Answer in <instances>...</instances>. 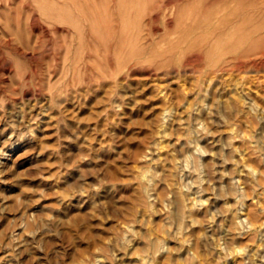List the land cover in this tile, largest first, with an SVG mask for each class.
<instances>
[{"label": "rangeland", "instance_id": "rangeland-1", "mask_svg": "<svg viewBox=\"0 0 264 264\" xmlns=\"http://www.w3.org/2000/svg\"><path fill=\"white\" fill-rule=\"evenodd\" d=\"M0 1V264H264V0Z\"/></svg>", "mask_w": 264, "mask_h": 264}, {"label": "bare ground", "instance_id": "bare-ground-1", "mask_svg": "<svg viewBox=\"0 0 264 264\" xmlns=\"http://www.w3.org/2000/svg\"><path fill=\"white\" fill-rule=\"evenodd\" d=\"M11 0H7V4L9 5V2H10ZM33 1H35V0H33ZM38 1V0H37ZM40 2H41V0H39ZM49 0H42V2H41V6H44V5H42V3L44 4H50V6L48 5H45V6H47V7H52V9H55V8H57V7H61L62 8V6H59L60 4H62V2H61V0H52L51 2H48ZM63 1V0H62ZM69 1V0H68ZM83 1V0H82ZM85 1V0H84ZM163 1V0H162ZM161 1V2H162ZM170 1V0H169ZM183 1V0H182ZM182 1L181 0H172V1H170L169 2V4H175L176 6H179V7H181V6H183V4H182ZM250 1V0H249ZM263 1V0H262ZM1 2V1H0ZM91 2V1H90ZM99 2V1H98ZM101 2V1H100ZM180 2V3H179ZM184 2V1H183ZM248 2V1H247ZM258 2H261V0L260 1H258ZM11 3V2H10ZM13 3V2H12ZM32 3V0H31V2H30V4ZM39 3V2H38ZM38 3H37V5H38ZM65 3V2H64ZM70 3V5H72V3L71 2H69ZM92 3V2H91ZM165 3V2H164ZM245 3V2H244ZM3 4V3H2ZM14 4V3H13ZM25 4V3H24ZM33 4H35L36 5V3L34 2ZM66 4L67 3H65V5H63V6H66ZM246 4V3H245ZM257 4V3H256ZM11 5V4H10ZM23 5V4H22ZM27 5H29V4H27ZM35 5H34V9L36 8L35 7ZM36 5V6H37ZM68 5V4H67ZM166 5H168L167 3H166ZM175 5H174V7H175ZM247 5V4H246ZM33 6V5H32ZM79 6V5H78ZM93 6H95V5H93ZM102 6H104V5H102ZM126 6V4H124V7ZM162 6H164V4L162 5ZM169 6V5H168ZM250 6V5H249ZM248 6V7H249ZM26 7V6H25ZM38 7V6H37ZM46 7V8H47ZM70 7V6H69ZM83 7V6H82ZM81 7V8H82ZM251 7V6H250ZM253 7V6H252ZM22 8H24V7H22ZM32 8V7H31ZM41 8V7H40ZM44 8V7H43ZM42 8V9H43ZM45 8V9H46ZM68 8V7H67ZM66 8V9H67ZM74 8V7H73ZM173 8V7H172ZM242 7H239V9H237V10H239V12L241 11L240 9H241ZM256 7H254V8H251V9H255ZM259 9H258V11H256V12H250V11H247V10H245V11H241V13H239V12H236L235 10V12L233 11V12H231L230 14L228 13V11H227V9H226V11H227V13H228V15L229 16H227L226 14L227 13H225L224 15H221V16H216V18H213V17H209L208 19L211 21L210 22V24L208 25V28H210V29H212V30H214V33H215V35H214V37H213V43H220V42H222L224 39H226V35H228V36H230V39H234L235 40V46H237V47H235V51H234V49H233V51L237 54V57H235L234 56V58L233 59H231L233 62H239V67L241 68V69H244V67H247V63H250V66L251 67H257L258 66V63H257V58H260V60L261 59H264V35H261V33H260V35L261 36H259L258 37V40L257 39H255V40H253L254 39V37H255V33L258 31V28L259 27H262L260 24H257L256 22H258V21H262V23H264V2H263V4H262V2H261V4H260V7H258ZM50 9V8H49ZM71 9H72V6H71ZM33 10V9H32ZM38 10H39V8H38ZM44 10V9H43ZM61 10V9H60ZM62 10H63V8H62ZM65 10V9H64ZM69 10V9H68ZM220 10V9H219ZM40 11H42V10H40ZM48 11H50V10H48ZM56 11H57V9H56ZM59 11V10H58ZM225 11V12H226ZM255 11V10H254ZM32 12V11H31ZM36 12V11H35ZM45 12H46V10H45ZM53 12H55V10H53ZM62 12V11H61ZM64 12V11H63ZM62 12V13H63ZM230 12V11H229ZM51 13H52V11H51ZM59 13H60V11H59ZM59 13H57V15L59 14ZM220 13V12H219ZM218 13V11L215 13L216 15L217 14H219ZM33 14V13H32ZM36 14V13H35ZM45 14V13H44ZM61 14V13H60ZM213 14V13H212ZM221 14V13H220ZM231 14H232V16H231ZM7 15V14H6ZM211 15V14H210ZM48 16H51L50 15V13L48 14ZM59 16H61V15H59ZM228 18H227V17ZM34 17H35V15H34ZM55 17H57V16H55ZM230 17H232L231 19L232 20H230ZM60 18V17H59ZM58 19V18H57ZM0 20H9V16H1L0 15ZM39 20V19H38ZM59 20V19H58ZM36 21V20H35ZM35 21H33V22H35ZM2 22V21H1ZM31 22V21H30ZM3 23V22H2ZM32 23V22H31ZM35 23H37V22H35ZM232 25V26H231ZM229 26V27H228ZM233 29H232V28ZM242 28H246V29H248L249 28V32L247 31V33L246 34H241V35H239V37H237L236 35H235V31H237V30H239V29H242ZM246 29H243L244 31L243 32H245V30ZM190 30H192V29H190ZM262 31V30H261ZM260 31V32H261ZM264 31H262V33H263ZM258 36V35H257ZM257 38V37H256ZM227 39H228V37H227ZM226 39V40H227ZM257 40V42H255L254 43V45H251L249 48H248V50L247 51H241V45H243V44H245V43H247V42H251V41H256ZM208 42H209V40H208ZM207 42V43H208ZM230 49H232V48H230ZM231 51V50H230ZM233 51H231V52H233ZM255 53V54H257V58H255L254 60H252L251 59V61H249V62H245V59H246V57H250L251 56V54L252 53ZM231 60L230 61H224L223 63H225V65H229V62H231ZM242 215H244V216H246L245 218H241V220L239 219V222L240 223H243V225H244V221L245 222H247L248 223V221H249V218H250V221H249V223H250V226H249V228H252V226L254 225V222L253 221H251V220H253V218H254V215L253 214H251V213H245V214H242ZM252 218V219H251Z\"/></svg>", "mask_w": 264, "mask_h": 264}]
</instances>
